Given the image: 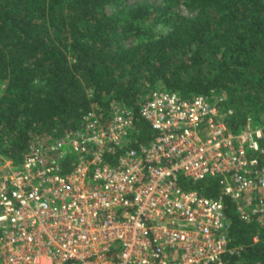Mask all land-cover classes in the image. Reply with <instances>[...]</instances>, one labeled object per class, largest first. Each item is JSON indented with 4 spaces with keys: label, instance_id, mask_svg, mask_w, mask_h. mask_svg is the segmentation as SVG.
Masks as SVG:
<instances>
[{
    "label": "built area",
    "instance_id": "built-area-1",
    "mask_svg": "<svg viewBox=\"0 0 264 264\" xmlns=\"http://www.w3.org/2000/svg\"><path fill=\"white\" fill-rule=\"evenodd\" d=\"M221 102L159 84L138 107L145 141L134 143L133 109L114 103L32 135L18 163L0 153V264H225L238 251L225 200L264 221V121L232 131ZM205 179L215 196L189 187Z\"/></svg>",
    "mask_w": 264,
    "mask_h": 264
},
{
    "label": "trees",
    "instance_id": "trees-1",
    "mask_svg": "<svg viewBox=\"0 0 264 264\" xmlns=\"http://www.w3.org/2000/svg\"><path fill=\"white\" fill-rule=\"evenodd\" d=\"M116 1L0 0V153L12 163L32 135L78 128L87 110L114 103L133 109L134 143L147 140L138 107L159 84L184 98L222 97L232 131L250 116L264 121V0H164L162 8L103 11ZM180 1L193 14L171 15L170 29L155 31L149 23ZM130 37L137 43L125 46ZM189 187L209 197L218 191L215 179ZM225 202L229 247L238 251L225 252L224 263L264 264V221H242Z\"/></svg>",
    "mask_w": 264,
    "mask_h": 264
},
{
    "label": "rangeland",
    "instance_id": "rangeland-1",
    "mask_svg": "<svg viewBox=\"0 0 264 264\" xmlns=\"http://www.w3.org/2000/svg\"><path fill=\"white\" fill-rule=\"evenodd\" d=\"M137 4H147L151 6L152 8L156 7H163L164 0H121V2H113L109 3L103 8V11L107 14L114 13L117 10H121L123 8H126L124 6L128 5H137ZM178 15V16H191L193 14V11L190 10L188 5L186 4V1H180L178 3H175L174 6H172L170 9L165 10V12L161 13V15L158 17V21L155 23H149L151 26L154 27V30L157 32L165 33L170 29V25L167 23L168 17L171 15ZM172 23V20H171ZM144 24V23H143ZM137 40L130 37L125 40H123V44L125 46H131L133 44H136ZM3 87V84H0V89ZM252 123L259 124L261 123L258 118V120H255L254 117L250 116Z\"/></svg>",
    "mask_w": 264,
    "mask_h": 264
}]
</instances>
